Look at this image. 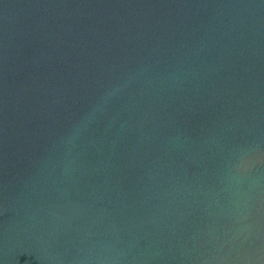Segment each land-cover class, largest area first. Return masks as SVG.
Here are the masks:
<instances>
[{
  "label": "water",
  "instance_id": "95a60500",
  "mask_svg": "<svg viewBox=\"0 0 264 264\" xmlns=\"http://www.w3.org/2000/svg\"><path fill=\"white\" fill-rule=\"evenodd\" d=\"M0 264H264V0H0Z\"/></svg>",
  "mask_w": 264,
  "mask_h": 264
}]
</instances>
